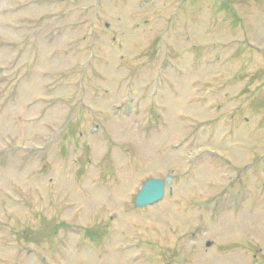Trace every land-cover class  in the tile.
I'll use <instances>...</instances> for the list:
<instances>
[{"label":"rangeland","instance_id":"1","mask_svg":"<svg viewBox=\"0 0 264 264\" xmlns=\"http://www.w3.org/2000/svg\"><path fill=\"white\" fill-rule=\"evenodd\" d=\"M164 263L264 264V0H0V264Z\"/></svg>","mask_w":264,"mask_h":264},{"label":"water","instance_id":"2","mask_svg":"<svg viewBox=\"0 0 264 264\" xmlns=\"http://www.w3.org/2000/svg\"><path fill=\"white\" fill-rule=\"evenodd\" d=\"M170 176L165 177V181L169 183ZM164 180L160 178L146 179L134 197L136 206H144L158 201L163 195ZM209 244V242H207Z\"/></svg>","mask_w":264,"mask_h":264}]
</instances>
